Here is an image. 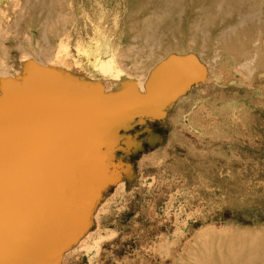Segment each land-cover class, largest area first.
I'll return each instance as SVG.
<instances>
[{"label": "rangeland", "instance_id": "374dc122", "mask_svg": "<svg viewBox=\"0 0 264 264\" xmlns=\"http://www.w3.org/2000/svg\"><path fill=\"white\" fill-rule=\"evenodd\" d=\"M125 1L0 0V264H264V0L153 46Z\"/></svg>", "mask_w": 264, "mask_h": 264}, {"label": "bare ground", "instance_id": "6f19581e", "mask_svg": "<svg viewBox=\"0 0 264 264\" xmlns=\"http://www.w3.org/2000/svg\"><path fill=\"white\" fill-rule=\"evenodd\" d=\"M234 1L240 3V2H244L245 0H128V2L125 1L123 4H121V7L125 8L128 11L127 15L131 18L134 15H136L138 12L139 13L140 12L145 13V17H144V14H142L144 18L140 14L141 15L140 18L142 17L143 19L142 18L140 19L139 17L132 18L133 19V25L141 26L142 29H144V32H141V35H139V34H137V35H139L145 43L152 44L151 46H153V44H157V43L161 42L162 39H164L158 33L161 32L166 37L168 34L165 33V31L168 29V27H171L170 28L171 30L174 29L172 26H174L175 24L171 23L173 20L170 22V20H171L170 17L171 16L180 17V15H182L181 13L183 12V8H181V3H184L183 7H185V8L187 7V9L188 8L190 9L192 5L200 6L202 8L201 11H199L200 12L199 14H196V16L194 18L193 17L191 18V22L194 23V24H192V23L191 24L194 25L195 28H201L200 33L201 32L202 33L203 32L208 33L211 36H213V38H214V36H216L219 39L220 38L223 39L225 37L229 38V37H231V35L234 34L235 31H237V33H239V35H242V33L246 34V31L242 30L241 25H242V23L245 22L244 20L247 17L249 18L250 16H254L256 18V16L259 14V8H258L259 7V4H258L259 0L258 1L252 0L254 3H251V1L248 0L251 3L249 5V7L243 8L244 5L242 7L236 6L232 10L230 8V4H231V2H234ZM245 4H247V3L245 2ZM260 5H261V3H260ZM143 9H146V10L141 11ZM198 10H199V8H198ZM230 11H233L231 13V16H234V14H236V15L232 19H231V16H229V18L231 20L228 19L229 21L226 22L221 27H219L216 32L213 33L210 30V27H206L212 20L215 19L214 16H217V15L220 16V15H226V14L228 15ZM189 12H190V10H189ZM185 13H187V12H185ZM188 14H190V13H188ZM120 15H122V18H123L125 14L121 13ZM183 15H185V14H183ZM49 16H50V14H49ZM248 18H247V20H248ZM186 20L183 19V21H182V19H181L180 23L184 24ZM225 21H227V19ZM177 22H178V19L176 20V23ZM191 24H190V26H192ZM181 26H183V25H181ZM181 26H179V28ZM177 28H178V26H177ZM145 30H147V31H145ZM174 32L171 31L168 33H170V35H171ZM239 35H237V36H239ZM247 36L253 37L250 35H247ZM168 39L169 38H167V40ZM237 39H238V37H237ZM255 39L257 40V38H255ZM151 46H150V48H151ZM233 46H232L233 49L228 48L226 50H223V52H224L223 56H227L228 59H230L232 61H236V62L237 61H246L247 62V60L249 61V59H251L250 53H252V51H253L252 54L255 56L261 52L262 47H263L261 45V47L259 46L258 48H254L253 50H251V49L249 50L248 46H237L236 48H234ZM164 51L165 52L172 51V49L170 48V44L165 47Z\"/></svg>", "mask_w": 264, "mask_h": 264}]
</instances>
